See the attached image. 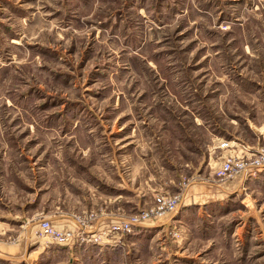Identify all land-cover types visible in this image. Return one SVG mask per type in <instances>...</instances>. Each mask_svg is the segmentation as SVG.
<instances>
[{
    "label": "rangeland",
    "instance_id": "obj_1",
    "mask_svg": "<svg viewBox=\"0 0 264 264\" xmlns=\"http://www.w3.org/2000/svg\"><path fill=\"white\" fill-rule=\"evenodd\" d=\"M255 118L264 119V0H0V179L9 172L28 202L0 242L26 238L29 249H54L43 263L74 264L35 235L41 219L71 218L72 228L75 214L94 212L92 234L107 228L93 230L104 214L183 194L220 165L215 145L222 162L264 144ZM261 171L247 187L240 174L218 178L241 184L148 221L165 228L146 222L118 241L77 245L99 252L91 264H264ZM138 176L147 195L116 186ZM94 194L119 205L80 209Z\"/></svg>",
    "mask_w": 264,
    "mask_h": 264
},
{
    "label": "crops",
    "instance_id": "obj_2",
    "mask_svg": "<svg viewBox=\"0 0 264 264\" xmlns=\"http://www.w3.org/2000/svg\"><path fill=\"white\" fill-rule=\"evenodd\" d=\"M254 121L256 123L254 124V126L257 129V131L258 130L263 131L264 119H260L259 121L258 118H255ZM214 148L220 149L222 151L221 152L222 156L215 161L216 165H218V164H221L220 160L223 159V155L226 151L222 150L221 148L216 147V145L214 146ZM228 152L229 151H227V153ZM211 171L210 173L212 174L208 175L207 177L200 178L199 182H197L196 185H193L192 187L185 190V192L183 193L184 196H183V201H182L183 207H187L191 205L203 207L214 201L222 200L227 195L236 191L239 184H241V182L239 181L238 182L237 181L231 182L229 180H227L226 182L220 181L217 178V176H215L216 170H211ZM242 179H244V181L242 180V183L244 182L246 184L245 186L247 187V181H245L247 180V177L246 176L242 177ZM138 183H140V185H138ZM125 185L127 187L134 189V191L138 193H142L143 191L144 192L143 195H147L149 193L148 188L146 189L141 185V180L139 176L130 179V181L128 182L118 181V183L116 184V186L119 188H121L120 186L124 187ZM139 188L143 190L142 191L138 190ZM151 190L154 191L155 189H151ZM22 191L23 189L21 190L13 185L12 178L9 172L7 173L3 172V174H1V179H0V236L4 233H11L12 229H14V226L18 222L22 221L20 217H23V215L27 212L26 211V206L28 205L27 194H24V192ZM94 195L95 196L92 195L91 197L92 199L89 202L82 203V200H77L78 202L82 203V207H80V209L85 208V207L98 208V207L103 206V207H106L107 209H110L107 211H111L114 208H116L117 205H119L120 196L118 195L116 196H109L107 194H94ZM139 196H140L139 194L138 195L136 194L135 196H133V198H136ZM115 219L116 218L113 215L104 214L98 220L93 230H96V229L99 230V229L106 228ZM51 221L53 222L54 225H56L59 228H63V229L68 228L69 226L73 225V220L71 218L61 219L56 216H53V218H51ZM166 224H167L166 220H157L156 222L154 221L148 222V225H151L150 227L154 229L160 227V225H163L162 228H165ZM157 230H160V228ZM123 239H124V236H123ZM110 241L114 242L113 239H110ZM17 245L18 247L16 246L12 247V246H9V245H6L0 242V260H7V259H11L12 257L14 258L20 257L21 260L25 259L26 261H28L29 258H31L32 254L37 253L36 264H46L42 262V259L46 255L47 256L50 255L49 254L50 252L54 253V249H49L45 247L43 249H29L32 247V245L30 244L28 240L26 241V238L24 241H21ZM110 245H115V243H112ZM100 249H104V248H100ZM63 251H65V253L68 255L67 262H73L74 264L95 263L97 257L100 255L99 252H93L91 248H88V250H86L85 245L80 246V245H77V243L64 244L63 246L62 245L57 246L56 252L60 254ZM108 253L113 254L110 250ZM54 255L57 257L59 256L57 254H54Z\"/></svg>",
    "mask_w": 264,
    "mask_h": 264
},
{
    "label": "built area",
    "instance_id": "obj_3",
    "mask_svg": "<svg viewBox=\"0 0 264 264\" xmlns=\"http://www.w3.org/2000/svg\"><path fill=\"white\" fill-rule=\"evenodd\" d=\"M220 146L224 148L228 147L229 144L224 142ZM262 169H264V144L254 150L251 149L246 154L229 155L217 167L215 174L219 179L238 174L248 178L256 176ZM182 187L186 188L184 182ZM182 195L181 193L171 194L170 192L157 194L154 204L149 209L134 213L128 217L116 218L106 229L92 234H89L86 228H89L93 221L96 220V214L94 212H85L84 214H75V225L72 228H59L51 220L41 219L35 230V235L39 238H50V243L58 245L78 242L105 244L110 243V239L118 241V235L129 233L136 226L176 211L182 202Z\"/></svg>",
    "mask_w": 264,
    "mask_h": 264
}]
</instances>
